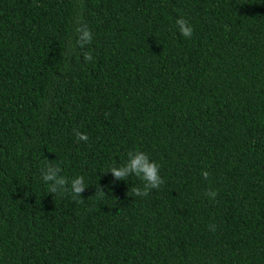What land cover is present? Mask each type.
<instances>
[{"label":"trees","instance_id":"16d2710c","mask_svg":"<svg viewBox=\"0 0 264 264\" xmlns=\"http://www.w3.org/2000/svg\"><path fill=\"white\" fill-rule=\"evenodd\" d=\"M0 264H264V0H0Z\"/></svg>","mask_w":264,"mask_h":264},{"label":"clouds","instance_id":"9594fccd","mask_svg":"<svg viewBox=\"0 0 264 264\" xmlns=\"http://www.w3.org/2000/svg\"><path fill=\"white\" fill-rule=\"evenodd\" d=\"M177 31L183 37H190L193 32L192 25L183 17H178L175 20ZM84 40L89 38L88 33L83 34ZM75 136L82 141H87V134L81 131H75ZM157 161L152 160L149 155L139 149L131 150L127 153V159L119 166H110L107 172H110L114 180H124L129 175L138 177L143 183L142 186L132 188V193L136 196H146L150 189H155L163 183V178L159 173ZM61 169L58 165L47 164L42 171V179L48 185L49 193L65 191V186L69 185L71 192L81 197V193L85 188L84 179L80 175H76L70 180L60 174ZM203 178L208 177L207 170H201ZM209 199H214L216 192L214 190L206 192ZM210 230H215V225H210Z\"/></svg>","mask_w":264,"mask_h":264}]
</instances>
